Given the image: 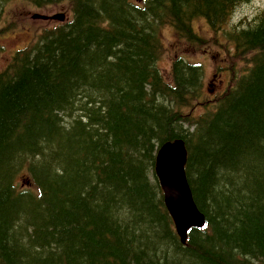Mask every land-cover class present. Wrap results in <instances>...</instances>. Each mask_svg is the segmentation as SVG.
Wrapping results in <instances>:
<instances>
[{
	"label": "trees",
	"instance_id": "obj_1",
	"mask_svg": "<svg viewBox=\"0 0 264 264\" xmlns=\"http://www.w3.org/2000/svg\"><path fill=\"white\" fill-rule=\"evenodd\" d=\"M23 1L70 18L0 70V264H264V10L229 26L249 0ZM167 27L225 52L213 97L202 62L159 67ZM176 139L207 221L185 245L155 172Z\"/></svg>",
	"mask_w": 264,
	"mask_h": 264
},
{
	"label": "rangeland",
	"instance_id": "obj_2",
	"mask_svg": "<svg viewBox=\"0 0 264 264\" xmlns=\"http://www.w3.org/2000/svg\"><path fill=\"white\" fill-rule=\"evenodd\" d=\"M65 7V5H60L38 9L21 0H13L5 4H0V70L6 68L12 56L17 51L23 50L28 47L29 44L36 42L45 29L53 28V26L58 23L56 21L33 20L32 15L35 13L52 15L57 12H63L66 14L67 11ZM263 10L264 0H249L236 9L229 26L238 25L243 22L241 21L243 19L249 20L255 14H258ZM66 16L68 20L69 15L66 14ZM193 28L202 36L211 37L213 35V32L207 25L206 21L202 18L193 21ZM224 29L227 32H233L232 29L226 25ZM172 31L173 30L170 27L164 28L161 31V37L164 38V43L167 49L162 59L158 61L159 67L167 73V70H169L171 65V58L176 55H185L193 61L202 62L205 68L204 88L205 90L213 91L212 93L208 92V95L213 97L222 89L226 80L225 74L218 76L216 68V64L217 66L222 65L223 58L226 56L225 52L219 47L214 49L211 48V53L207 58L201 57L197 53H190L185 50L183 44L178 41L176 35ZM225 42L226 39L224 37H221L218 41V43ZM215 75L217 78H215ZM194 105L195 103H192L189 107H194ZM186 110L188 111V108ZM192 111H196V114H200L203 112V108H198L197 110ZM62 119L63 122H66L68 117L63 114ZM21 243L24 244L23 242ZM168 251L169 253H173V250L170 251V248H168Z\"/></svg>",
	"mask_w": 264,
	"mask_h": 264
},
{
	"label": "water",
	"instance_id": "obj_3",
	"mask_svg": "<svg viewBox=\"0 0 264 264\" xmlns=\"http://www.w3.org/2000/svg\"><path fill=\"white\" fill-rule=\"evenodd\" d=\"M34 18L47 19L38 14ZM52 18L63 22L66 16L61 13ZM187 162L188 150L185 141L176 139L165 142L159 148L155 164L166 208L183 244L186 243L191 228H201L206 222L205 215L198 209L193 197L186 173Z\"/></svg>",
	"mask_w": 264,
	"mask_h": 264
},
{
	"label": "bare ground",
	"instance_id": "obj_4",
	"mask_svg": "<svg viewBox=\"0 0 264 264\" xmlns=\"http://www.w3.org/2000/svg\"><path fill=\"white\" fill-rule=\"evenodd\" d=\"M0 9H1V8H0ZM0 11H1V10H0ZM69 18H70V17H69ZM69 18H68V19H69ZM13 56H14V55H13ZM13 56H12V57H13ZM11 59H12V58H11ZM10 61H11V60H10ZM182 140H183V139H182Z\"/></svg>",
	"mask_w": 264,
	"mask_h": 264
}]
</instances>
